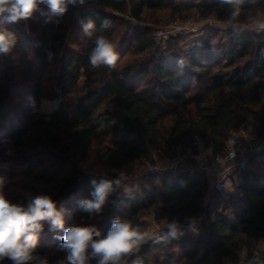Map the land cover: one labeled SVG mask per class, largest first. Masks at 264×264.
I'll list each match as a JSON object with an SVG mask.
<instances>
[{"label":"trees","instance_id":"1","mask_svg":"<svg viewBox=\"0 0 264 264\" xmlns=\"http://www.w3.org/2000/svg\"><path fill=\"white\" fill-rule=\"evenodd\" d=\"M94 1L99 8L84 5L67 9L63 15L52 13L31 31L23 20L13 23L15 43L4 56L12 59L28 48L38 54L41 68L48 71L52 53L60 64L58 84L62 93L76 91L78 101L71 116L61 111L39 114L25 127L9 118L5 110L9 101L4 97L0 103L5 128L2 138L6 143L15 142L18 150L9 159L28 166L25 170L34 172L32 175L49 159L59 162L49 168V181L58 185L47 195L57 201L65 228L77 222L93 226L105 236L119 218L144 231V218L153 216L161 227L157 236L119 264H239L244 253L253 254L264 240V149L252 155L262 159L260 171L249 167L250 159L241 172L237 191L215 189L209 197L204 171L159 173L144 168L196 136L212 156L224 158L228 141L241 130L246 118L264 137L263 35L232 28L228 47L220 52L209 44L188 54L157 51L155 74L142 85L151 70L145 65L147 61L121 66L120 52L124 47L136 55L152 50L156 42L151 29L141 28L117 43L114 66L93 68L88 63L97 37L116 43L118 19L105 9L129 14L141 22L146 10L171 9L172 16L178 13L185 17L194 7L204 17L228 20L232 6L223 0H129V5L128 0ZM240 7L243 24L250 23L252 16L264 14V0L243 1ZM75 11L77 21L66 26ZM78 20L95 23L93 38L79 49L71 47L80 44L74 38ZM33 75L42 78L38 72ZM32 91L39 100L45 97L40 83ZM34 131L41 134L45 149L26 155L23 140ZM121 173L125 179L119 186L113 185L101 212L90 214L78 207L81 199H92L93 180H115ZM10 188V181H5L2 191ZM125 188H130V193ZM6 198L24 204L30 200ZM173 223L175 236L168 227ZM62 235V229H52L43 222L36 254L46 256L49 264L64 259L66 254L59 250L61 241L56 238ZM0 264L11 261L5 259ZM88 264H97V259Z\"/></svg>","mask_w":264,"mask_h":264},{"label":"rangeland","instance_id":"2","mask_svg":"<svg viewBox=\"0 0 264 264\" xmlns=\"http://www.w3.org/2000/svg\"><path fill=\"white\" fill-rule=\"evenodd\" d=\"M130 3L131 2L128 0V5ZM84 5H89L93 8H99L94 0H84L83 4L79 3V0H77L76 4H69L68 9H74V7L79 8ZM39 8L40 9L37 10L31 18L23 20L26 23L27 31H31V28L33 27L40 26L42 23L41 19L45 20L47 16L49 17V15L52 14L50 10L44 5H41ZM105 11L118 19L117 23L115 24L116 44L124 41L126 36L131 37L133 33L139 32L141 28L151 29L152 38L156 42V46L152 50L136 55L134 52L128 51L124 47L120 52L122 58L119 64L121 66L129 63L136 64L135 62H143V60L147 61L145 65H149L151 70L142 85H146L150 78L155 74V54L157 51L158 53L184 52L185 54H188L201 50L207 44H209L212 47H216L220 52L224 49H227L230 32L233 28L228 23V20H219L215 17H204L200 15V13L197 12L194 7H192L188 13L184 14L185 17L180 16L178 13L172 16L171 9H166L159 12L146 10L144 15L145 20L141 22L135 20L126 13L122 14L112 9H105ZM77 19V11H75L73 13V18L66 23V26H73L75 20L77 21ZM78 23L79 29L76 32L74 38L76 37L80 44H71V47H75L77 49L83 45L85 46L87 42L94 36V30L92 36L89 37L85 35L82 31V25L79 20ZM247 24L249 23H246L245 25ZM0 28L10 31L14 34V36H16L17 31L13 27V23L5 22L0 24ZM128 29H130L129 33L127 32ZM236 30L249 35L255 33V31H252L248 28ZM261 35L264 37V31L261 33ZM4 55L8 54L0 53V61L2 63L0 67V103L4 101V97H7L6 99L9 101V103L5 105V110L7 111L9 118L14 120L16 125H24L26 127L29 123H31L33 118L39 114H52L56 111H61L68 116L73 114L78 101V93L76 91L65 94L62 93V90L58 84V70L60 64L55 61V56H53L52 53L49 54L48 58L51 62V70L48 71H45L41 68V62L38 54L29 50L28 48L18 52L17 55L12 59H9ZM34 71L38 72L42 78H35L33 75ZM36 83H40L42 89L45 92V97L41 100H39L36 94L32 91ZM82 83L83 79L80 82V86H82ZM23 93H25V95H23ZM57 100H59V103H56ZM3 128L4 124L2 117H0V177H3L4 181H10L11 183V188L7 191H3L5 197L10 195L12 198L17 197L22 199H32L36 195H47V193L50 191L53 192L54 188L57 189L58 183L50 182L51 180L49 181L48 178L51 164L59 165V162L54 159H49L48 161L42 163L41 167L36 172L37 174L39 173L38 176H36L37 174L32 175L34 172H27L28 170L25 169H27L28 166H22L19 163L9 159L13 152L18 150H15V148L17 149L14 144L15 142L6 143L2 138ZM250 136L256 137L258 141L257 145L264 143V137L254 129L250 118H246L241 130L232 138L238 137L241 141L245 142L247 141V137L250 138ZM41 139L42 136L39 131L29 133V135L23 140L24 153L26 155H33L36 152H40L41 149H45L40 143L42 141ZM192 139L187 140L184 145L175 146L162 158H157L155 164L147 165L144 170H147L148 172L159 173L172 171L170 169L172 161L179 156H184L185 163L174 172L182 171L183 168L187 167V165H191L192 162L196 161L195 157L199 156L200 149H205L198 136ZM205 151L206 154L201 155V161H204V159L208 157L209 154H211L207 149H205ZM222 160L229 161L225 158ZM249 160L252 161L251 165L249 166L250 168L254 169L255 171L261 170L262 159L260 157L255 158V156L252 157L251 155L248 158V161ZM214 161L215 160H211L209 164L212 165ZM209 167L208 168L210 170L213 166ZM208 168L204 166L202 169L207 170ZM9 172H12L13 174L9 176ZM35 176L37 179L34 178ZM31 189L35 190L31 191ZM237 189H239V185L231 188L230 192H235ZM130 191L127 193H130ZM213 192L215 191H211L212 194ZM144 219L147 223L144 231L153 232V238L156 237L160 231V225L156 223L153 216H147ZM76 223L77 222H75V225H77ZM163 223L167 224L169 221L164 220ZM151 239H148L147 241ZM263 245L264 244L258 246L252 255L256 256V250L260 252ZM140 247L132 254L137 253ZM124 257H122L121 260H123Z\"/></svg>","mask_w":264,"mask_h":264},{"label":"clouds","instance_id":"3","mask_svg":"<svg viewBox=\"0 0 264 264\" xmlns=\"http://www.w3.org/2000/svg\"><path fill=\"white\" fill-rule=\"evenodd\" d=\"M232 6L228 23L234 29L248 28L252 31H264V14L250 17V23L240 22V5L243 0H223ZM77 0H0V24L17 23L27 20L41 5L46 6L51 13L63 15L69 4ZM83 4L84 0H79ZM105 26L107 21H104ZM82 31L92 36L95 23L92 20L81 21ZM15 43L14 34L0 28V53H6ZM117 44L106 37L95 40V47L88 56V63L93 68L101 65L114 66L118 59ZM125 179L123 173L115 180H102L91 183L95 186L92 199H81L78 207L92 214L99 213L111 192L113 185L119 186ZM4 178L0 177V261L5 259L11 264H49L47 257L36 254L39 233L43 230V222H48L52 229H62L63 235L56 238L61 241L59 250L66 255L57 264H88L96 258L97 264H119L122 257L132 254L141 244L153 238L154 233L142 231L139 225L119 218L112 222L105 236L93 226L73 225L65 228L63 212L57 208V201L50 195L34 196L28 203H14L3 194ZM130 189L125 188V192ZM170 235L175 236L176 225H168ZM90 249V251H89Z\"/></svg>","mask_w":264,"mask_h":264},{"label":"built area","instance_id":"4","mask_svg":"<svg viewBox=\"0 0 264 264\" xmlns=\"http://www.w3.org/2000/svg\"><path fill=\"white\" fill-rule=\"evenodd\" d=\"M248 1V0H243ZM256 34H261V32H256ZM56 103H59V100L56 101ZM257 139L256 137L250 136L247 137V141L243 142L238 137L232 138L228 141V152L227 155L224 157L225 159L231 161V173L223 175L219 177L215 184V189L217 190H230L231 188L240 185L242 182L241 178V172L246 167L248 158L256 153L257 151L264 148L263 143L257 145ZM218 157H213L211 154L208 155L203 161V163L206 165V168L211 166L209 162L211 160H216ZM185 163L184 156H179L175 158L172 161V164L170 166V169L172 171L177 170L179 167H181ZM210 168V167H209ZM208 168V169H209ZM256 255H259V251L256 250ZM239 264H260L256 262L254 259L241 260Z\"/></svg>","mask_w":264,"mask_h":264},{"label":"crops","instance_id":"5","mask_svg":"<svg viewBox=\"0 0 264 264\" xmlns=\"http://www.w3.org/2000/svg\"><path fill=\"white\" fill-rule=\"evenodd\" d=\"M263 145H264V143H263ZM199 153H200L199 156L195 157L196 161L192 162L191 165H187V167L183 168L182 171H189V172H193L196 170L204 171L206 173L207 180L209 183V188H210L209 193H208V197H209L211 191L215 190V184H216L217 180L219 179V177L231 173V162L222 160L223 158H218L211 165V166H213L212 169H210V170L209 169H207V170L202 169L206 165L203 163V161H201L202 160L201 155L206 154V151H205V149L202 148V149H200ZM261 244H264V240L262 241ZM261 248L262 249L259 252V255L253 256L252 254L249 255L247 253H244L242 259L249 260V259L253 258L256 262H258L260 264H264V245Z\"/></svg>","mask_w":264,"mask_h":264}]
</instances>
